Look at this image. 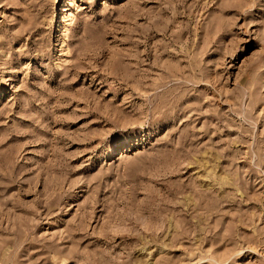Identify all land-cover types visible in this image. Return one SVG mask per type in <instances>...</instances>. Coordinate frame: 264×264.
<instances>
[{
    "label": "rangeland",
    "instance_id": "obj_1",
    "mask_svg": "<svg viewBox=\"0 0 264 264\" xmlns=\"http://www.w3.org/2000/svg\"><path fill=\"white\" fill-rule=\"evenodd\" d=\"M0 264H264V0H0Z\"/></svg>",
    "mask_w": 264,
    "mask_h": 264
},
{
    "label": "bare ground",
    "instance_id": "obj_2",
    "mask_svg": "<svg viewBox=\"0 0 264 264\" xmlns=\"http://www.w3.org/2000/svg\"><path fill=\"white\" fill-rule=\"evenodd\" d=\"M212 170V169H211ZM209 176V175H208ZM205 177H207V175L205 176ZM212 179V178H211ZM201 198V197H200Z\"/></svg>",
    "mask_w": 264,
    "mask_h": 264
}]
</instances>
